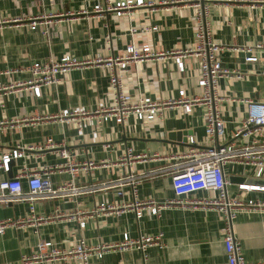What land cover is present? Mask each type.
<instances>
[{
	"label": "crops",
	"instance_id": "1",
	"mask_svg": "<svg viewBox=\"0 0 264 264\" xmlns=\"http://www.w3.org/2000/svg\"><path fill=\"white\" fill-rule=\"evenodd\" d=\"M144 1L154 5L115 17L109 13L95 15L91 12L92 7L103 0H0V17L73 15L53 20L34 31L13 25L1 27L0 72L20 71L8 77L0 75V84L24 81L27 79L25 69L30 63L57 60L63 55L77 59L106 58L123 54L125 46L130 43L136 49L147 45L152 51L160 52L191 48L194 32L203 23L212 40L222 46L218 56L220 66L234 71L220 78L216 85L217 95L222 97L218 110L223 134L215 143H229L245 116V105L239 100L264 103V51L253 54L256 57L254 62H245L249 54L242 51L255 44L264 45V0ZM196 1L200 5V17L193 7ZM80 10L87 14L78 15ZM152 27L156 30L151 31ZM121 74L123 91L134 100L139 97L155 101L176 99L178 90L188 96L198 93V64L194 58L184 60L183 72H178L173 61L165 58L137 63ZM109 100L108 75L96 65L70 71L62 83L41 88L38 98L24 89L0 96V120H33L7 125L1 131L0 157L12 150H20L22 156L10 160L6 170L0 166V182L18 177L25 191L24 174L49 168L51 171L45 176L51 188L71 183L73 188L80 190L75 195L32 202L34 215L50 220L5 229L0 235V264H19L20 257L31 253L39 240L68 248L78 239L86 245L117 244L123 234L136 239L158 233L162 235L163 248H147L144 261L138 250L129 249L105 252L100 260L91 258L89 264H223L225 254L221 238L224 224L211 209L171 206L158 216L144 213L138 220L131 211L118 216H92L85 218L82 229L75 220L55 218L56 215L86 211L99 203L129 201L127 187L122 188V197H117V189L112 185L117 177L128 171L126 167L112 166L127 149L133 155L148 157L129 168L140 178L136 186L137 199L173 200L170 174L156 173L168 168L169 162L149 160V156L183 148L180 143L164 142L173 133L183 134L181 139L193 137L198 146L203 141L204 111L199 106L193 107L189 113L180 107H172L163 110L151 122L128 117L122 125L112 121L97 125L92 120H85L80 126H74L41 119L64 109L93 110ZM46 139L57 148L44 149ZM62 148L71 164L90 161L94 167L87 173L78 171L70 175L65 169L67 161L58 154ZM254 170L250 163H225L222 174L226 195H239L243 201L264 204V192L237 190L240 184L264 187V169L259 178L254 176ZM101 184L106 187L102 188ZM213 195L207 191L195 192L188 196V204ZM29 206L30 203L24 201L0 204V221L26 217ZM231 225L243 259L264 264V207L237 212Z\"/></svg>",
	"mask_w": 264,
	"mask_h": 264
},
{
	"label": "built area",
	"instance_id": "2",
	"mask_svg": "<svg viewBox=\"0 0 264 264\" xmlns=\"http://www.w3.org/2000/svg\"><path fill=\"white\" fill-rule=\"evenodd\" d=\"M154 4L144 0H119L112 2L103 0L101 4L92 7L91 12L95 15L109 13L115 17H120L127 12L145 7H152ZM197 9V17L201 16L198 1L193 5ZM78 15H86L85 10L77 12ZM72 14H49L46 16H34L27 18H5L0 17V28L3 26H17L27 28L29 31L42 28L53 20L71 18ZM155 31L156 28H150ZM42 33H45L42 31ZM222 46L212 40L207 26L200 23L194 32V43L191 48L182 50H172L167 52L152 51L147 45H142L136 49L133 44H128L121 55L107 56L106 58H86L77 59L69 55H63L57 60L47 59L40 62L30 63L25 72L27 79L24 81L6 82L0 84V96L10 94L16 90L24 89L34 98L40 96L43 87L58 85L64 81L66 75L75 69H82L90 65L102 67L108 75V86L110 100L106 104L98 105L93 110L85 108L64 109L56 115H45L41 119L45 121H57L59 123H72L80 126L85 120H92L95 124L112 121L116 125H122L128 117H133L137 121L151 122L158 117L163 110L180 107L183 112L189 113L193 107L203 108V141L197 145L193 137L187 136L179 150L175 152L166 151L162 155L152 154L149 160L164 159L168 161V168L158 170L170 174V185L174 195L173 200L156 202L152 199L139 200L136 197V186L140 178L133 175L129 168L137 161H144L148 157L145 154L131 153L130 149L113 163L112 166L126 167L128 171L122 173L113 182V187L117 189L116 196L122 197V188L129 190V201L118 203H99L86 211H76L73 214L56 215L55 218L65 220H75L78 228L82 229L85 218L92 216L114 215L118 216L126 211H131L135 220L141 218L144 213L149 216H158L159 213L171 206L196 207L214 210L221 218L224 228L221 242L225 254L223 264H255L245 261L240 255L239 245L235 242L232 232V220L239 211L260 210L264 204L258 201H243L241 196L228 197L225 192V182L222 174V166L227 162L250 163L254 166V176L259 178L264 169V103H257L251 100H239L245 105V116L236 130L232 134V141L227 144L217 145L216 139L223 134V122L220 118L218 106L222 97L217 95V81L234 73L220 66L218 59ZM242 51L248 53L244 61L254 62L255 52L264 51V45L255 44L246 47ZM170 58L178 72L184 70V60L194 58L198 64V76L196 86L198 93L188 96L183 90H178L176 99H166L164 101L151 100L148 97L132 99L123 91L122 72L127 67L149 60ZM20 70H4L1 76L8 77ZM32 118L21 121L0 120V133L7 125L16 122H31ZM44 149H56L50 139H46L42 146ZM40 149V148H37ZM58 154L67 161L65 169L70 175H75L78 171L87 173L94 167L90 161L78 164H71L67 152L62 148ZM22 156L20 150H12L8 154L0 157V166L6 170L10 160ZM69 163V164H68ZM62 168V167H59ZM51 170L44 169L42 172L24 174L26 190H22V185L18 177H14L0 182V204L11 202H29L28 215L15 220L0 221V235L10 227L21 228L25 225L39 224L50 220L48 217L35 216L32 202L37 199L59 198L77 194L80 190L73 188L71 183L62 184L51 188L46 179V173ZM102 188L106 185L101 184ZM239 192L262 191L264 187L240 184L237 186ZM199 191H207L215 195L188 204V196ZM149 247L163 248L162 235L139 236L136 239L128 238L127 234L122 235V239L117 244H96L86 245L84 241L78 239L75 244L68 248H63L49 241H37L34 250L23 255L19 259V264H89L91 258L100 260L105 252L111 250L135 249L141 253L142 260H145V250Z\"/></svg>",
	"mask_w": 264,
	"mask_h": 264
},
{
	"label": "water",
	"instance_id": "3",
	"mask_svg": "<svg viewBox=\"0 0 264 264\" xmlns=\"http://www.w3.org/2000/svg\"><path fill=\"white\" fill-rule=\"evenodd\" d=\"M181 136H183V134H178V133H173L167 136V139L164 141L166 143H176L181 145V143H183L184 139H181Z\"/></svg>",
	"mask_w": 264,
	"mask_h": 264
}]
</instances>
